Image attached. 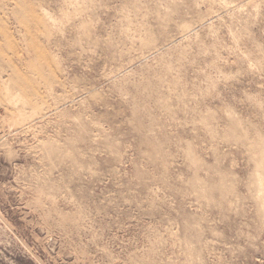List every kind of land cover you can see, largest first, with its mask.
<instances>
[{"label":"rangeland","instance_id":"1","mask_svg":"<svg viewBox=\"0 0 264 264\" xmlns=\"http://www.w3.org/2000/svg\"><path fill=\"white\" fill-rule=\"evenodd\" d=\"M0 264H264V0H0Z\"/></svg>","mask_w":264,"mask_h":264}]
</instances>
